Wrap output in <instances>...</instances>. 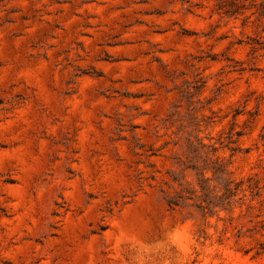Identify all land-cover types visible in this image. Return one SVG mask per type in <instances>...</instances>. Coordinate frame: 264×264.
I'll return each instance as SVG.
<instances>
[{
    "label": "rangeland",
    "instance_id": "obj_1",
    "mask_svg": "<svg viewBox=\"0 0 264 264\" xmlns=\"http://www.w3.org/2000/svg\"><path fill=\"white\" fill-rule=\"evenodd\" d=\"M0 264H264V0H0Z\"/></svg>",
    "mask_w": 264,
    "mask_h": 264
}]
</instances>
